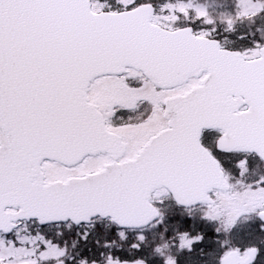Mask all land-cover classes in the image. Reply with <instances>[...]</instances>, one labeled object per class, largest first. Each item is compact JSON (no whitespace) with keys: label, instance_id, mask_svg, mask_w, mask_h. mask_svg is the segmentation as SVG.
I'll use <instances>...</instances> for the list:
<instances>
[{"label":"snow or ice","instance_id":"obj_1","mask_svg":"<svg viewBox=\"0 0 264 264\" xmlns=\"http://www.w3.org/2000/svg\"><path fill=\"white\" fill-rule=\"evenodd\" d=\"M237 6L226 31L264 15L259 0ZM193 15L209 29L182 26ZM215 23L191 2L0 0V264H64L57 240L21 236L28 221L84 243L108 221L140 252L167 199L212 222L228 211L225 232L254 214L264 232V176L245 182L264 163V40L226 48ZM203 240L184 233L180 248ZM121 251L107 264H145ZM219 264H264V246Z\"/></svg>","mask_w":264,"mask_h":264},{"label":"flooded vegetation","instance_id":"obj_2","mask_svg":"<svg viewBox=\"0 0 264 264\" xmlns=\"http://www.w3.org/2000/svg\"><path fill=\"white\" fill-rule=\"evenodd\" d=\"M220 133L216 130H211L208 132H205L203 134V144L206 147L214 148L213 141L219 137ZM162 215H164L162 213ZM101 223L104 226V230H97L92 233V235L89 237L88 241L86 243L80 241L79 237L75 235V232L77 229L72 228L69 229L67 226L60 225H50L48 227H43L40 225H37L33 222H24L21 223L20 229H29L27 230L28 236H34L38 232H43L44 235L49 236L50 238H53L57 241H65V242H78L80 248L77 250V252H71L73 255H77L78 261L82 258H87L89 260V263L91 264V261L95 260L96 264H107V257L111 255H115L116 251L119 249H111L100 248L99 242H108V241H114L115 242H123L128 243L131 241H136V235L135 232H130L128 234V238L126 240L119 239L116 235V228L115 226L109 224L108 221H101ZM242 225V224H241ZM241 225L236 223V226L234 229H232V232L239 231V228ZM257 234L255 238L252 240L255 244H239L237 247L241 249H246L253 246H264V232L260 230L259 225H254L252 228ZM173 231V229H171ZM169 229V232L171 231ZM57 232L63 233V236L57 237L55 234ZM140 232L146 237L145 241H158V238H161L163 236V223L158 224H151L150 226L145 227L144 229H141ZM189 233V230H188ZM178 234L171 233L170 240L177 237ZM124 245V248H121L122 251L118 252L117 254L121 255L123 258L132 259V254L134 253L136 256H138V259H142L145 261V264H166L167 259L171 258L176 261V264H219V260H217V257L213 255L212 253L207 254L205 251H196L192 250L189 252L188 250H177V249H159L157 250H150V249H142L140 252H131L128 248H126ZM236 247V248H237ZM85 255L86 257H84ZM198 256V258H197ZM221 258V257H220ZM78 261H76V264H78ZM64 264H75L69 257H65Z\"/></svg>","mask_w":264,"mask_h":264},{"label":"rangeland","instance_id":"obj_3","mask_svg":"<svg viewBox=\"0 0 264 264\" xmlns=\"http://www.w3.org/2000/svg\"><path fill=\"white\" fill-rule=\"evenodd\" d=\"M110 1L112 3L115 2V0H110ZM153 2H154V4H157L158 6H161V5L165 4V3H167V2H165L163 0H153ZM171 2H173V3H177V2L188 3V2H191L195 7H199V8L206 9L207 12L209 13L210 17H212V14H213L212 12H216V8H217L216 5H215V4H217V1L216 0H173ZM259 2H263V1L262 0H259ZM236 4H238V0H237V3ZM236 7H237L238 10H240L238 8V6H236ZM209 10H212V11L209 12ZM216 15H222V14H214V16H216ZM223 15H226V13H224ZM197 21L198 20H196L195 19V16L193 15L192 17L183 20L182 23H184V25H182V26H190L193 23L196 24ZM199 22H200V27L201 28H198L197 30L195 29L196 31L208 30V28H209L208 25L203 24L202 21H199ZM196 25L198 26L199 24H196ZM229 33H230L231 38H235V37L236 38L232 42L230 41L231 38H229L230 40L227 39L226 42L225 43L223 42V43L227 47H229L231 49L240 50V49H243V48H246V47H251L252 44L254 42H256V41H254V42H251L250 41L249 43L242 42V39L240 37H238L239 35L237 36L235 34L236 33L235 31L234 32H229ZM255 172L258 173L259 176H264V165L261 166V168L260 167L257 168L255 170ZM162 207H163V205L161 206V212L164 215L167 216L166 224L163 225V231H164L163 232V236L161 238H158L157 239L158 241H151V240L144 241L143 243L145 244V246L148 245V244H151V243H155V245H156V248L155 249L154 248H150V247H146L145 249L149 248L150 250H157L158 248H160V249H165V250H170V249L182 250L180 248V236L183 235V234L180 233L173 240L172 239L170 240V238H171V232H169V229L172 226V218H173V216H176V215L179 214V220L180 221H183L184 219L188 218V219H191V222L193 223L195 221V219L196 220H203L204 219L203 217L205 215L206 208L205 209H202V211H199V212H196V213H192V214H188V213L184 212L181 209H179L178 210V213H177V209L174 206H172V205L170 207H163V208ZM228 216H229V212L228 211H223L221 213L220 217L218 218L217 222H212V221L211 222L214 223V225L217 226L216 228H219L221 231H225L224 230V225H225V222L228 219ZM242 216L243 215H241L240 218ZM248 216L250 217V219H253L252 217H254V214L253 215H248ZM239 219L237 220V222L240 221ZM27 230H29V229H25V228L20 229L21 236H23V237H30V236L27 235V233H28ZM179 230L181 232V228ZM187 234H189V236L191 238H193L191 236V233H187ZM193 239H195V238H193ZM228 241H230V239ZM134 242H136V241H133L132 243H134ZM132 243L131 242H128V245H129L128 248H129V250L131 252H134L135 250L130 247V245ZM201 244L202 243L195 245V248H193V251H194V249L199 250L200 247H201ZM220 250L221 251H224V249H223L222 246H220ZM134 256H135V254L133 253L132 254V257H134ZM63 259H65V258H63ZM73 263H76V262H73Z\"/></svg>","mask_w":264,"mask_h":264},{"label":"trees","instance_id":"obj_4","mask_svg":"<svg viewBox=\"0 0 264 264\" xmlns=\"http://www.w3.org/2000/svg\"><path fill=\"white\" fill-rule=\"evenodd\" d=\"M165 2H171L173 0H163ZM216 12H212V18L215 20L214 27L217 29V32L214 34L220 41L226 42V40H230L231 38L229 31H226V24L225 19L227 17H235L236 13L239 11L237 9V0H216ZM264 2V0H262ZM255 2V0H254ZM212 10H209L211 12ZM226 13V15H223ZM214 14H222L216 15ZM196 24H199L198 26ZM191 25L197 30L200 27V22L197 21ZM209 29V28H208ZM235 34L238 37H243L242 42L249 43L257 41V40H264V15L256 17L254 21H243L237 23ZM236 38V37H235ZM231 38V42L235 39ZM261 164V163H260ZM261 166V165H260ZM212 237V236H211Z\"/></svg>","mask_w":264,"mask_h":264}]
</instances>
